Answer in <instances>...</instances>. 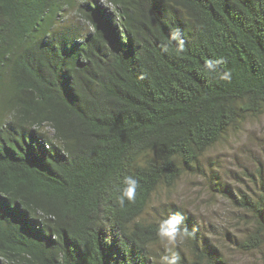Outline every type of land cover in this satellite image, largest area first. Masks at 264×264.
Returning a JSON list of instances; mask_svg holds the SVG:
<instances>
[{"label": "trees", "instance_id": "trees-1", "mask_svg": "<svg viewBox=\"0 0 264 264\" xmlns=\"http://www.w3.org/2000/svg\"><path fill=\"white\" fill-rule=\"evenodd\" d=\"M259 115L264 0H0V264H160L154 194ZM220 191L264 264V192ZM180 229L177 264H229Z\"/></svg>", "mask_w": 264, "mask_h": 264}, {"label": "rangeland", "instance_id": "rangeland-1", "mask_svg": "<svg viewBox=\"0 0 264 264\" xmlns=\"http://www.w3.org/2000/svg\"><path fill=\"white\" fill-rule=\"evenodd\" d=\"M59 23L63 30L77 19L68 10ZM220 190L237 196L241 191L253 197L264 192V115L248 117L229 129L200 158L198 171L183 175L169 189L158 190L146 210L147 216L180 214L192 220L199 228L198 242L201 237L212 243L229 264H262V251L237 248L236 241L247 233L250 222ZM159 247L163 249L161 244ZM177 248L188 252L180 235L173 252Z\"/></svg>", "mask_w": 264, "mask_h": 264}, {"label": "clouds", "instance_id": "clouds-1", "mask_svg": "<svg viewBox=\"0 0 264 264\" xmlns=\"http://www.w3.org/2000/svg\"><path fill=\"white\" fill-rule=\"evenodd\" d=\"M222 60H208L205 62V70L208 73H216L217 65L222 63ZM220 79H230V73L223 72L220 74ZM124 187L121 194L118 196L119 203L124 204L125 199L129 202H134L136 198V189L138 181L132 176H125L123 178ZM183 223V216L180 214H173L166 216L159 220L157 227V236L160 244L165 250L166 255L160 257V264H177L178 257L173 252V247L177 242V238L181 233L180 225Z\"/></svg>", "mask_w": 264, "mask_h": 264}]
</instances>
